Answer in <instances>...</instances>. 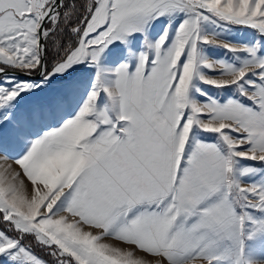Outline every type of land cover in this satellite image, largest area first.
<instances>
[{
    "label": "snow or ice",
    "instance_id": "snow-or-ice-1",
    "mask_svg": "<svg viewBox=\"0 0 264 264\" xmlns=\"http://www.w3.org/2000/svg\"><path fill=\"white\" fill-rule=\"evenodd\" d=\"M0 264H264V0H0Z\"/></svg>",
    "mask_w": 264,
    "mask_h": 264
},
{
    "label": "rangeland",
    "instance_id": "rangeland-1",
    "mask_svg": "<svg viewBox=\"0 0 264 264\" xmlns=\"http://www.w3.org/2000/svg\"><path fill=\"white\" fill-rule=\"evenodd\" d=\"M235 35H236L237 37L242 38V37L245 35V33H243V32H239V33H235ZM206 87H208V86H206ZM208 90H209V92H211L213 95L216 94V93H215L210 87L208 88ZM9 163H11V161H9ZM13 166L16 167L15 164H13ZM17 170H19V169H17ZM26 183H27V181H26Z\"/></svg>",
    "mask_w": 264,
    "mask_h": 264
},
{
    "label": "trees",
    "instance_id": "trees-1",
    "mask_svg": "<svg viewBox=\"0 0 264 264\" xmlns=\"http://www.w3.org/2000/svg\"><path fill=\"white\" fill-rule=\"evenodd\" d=\"M36 251H37V253H38L39 255H41V256H45V253L42 252L39 248H37ZM45 258H47V257L45 256Z\"/></svg>",
    "mask_w": 264,
    "mask_h": 264
},
{
    "label": "bare ground",
    "instance_id": "bare-ground-1",
    "mask_svg": "<svg viewBox=\"0 0 264 264\" xmlns=\"http://www.w3.org/2000/svg\"><path fill=\"white\" fill-rule=\"evenodd\" d=\"M13 168H16L15 166H13ZM18 171V170H17Z\"/></svg>",
    "mask_w": 264,
    "mask_h": 264
}]
</instances>
